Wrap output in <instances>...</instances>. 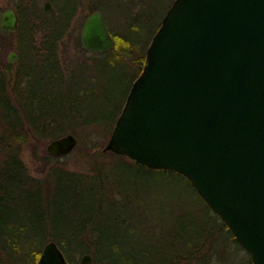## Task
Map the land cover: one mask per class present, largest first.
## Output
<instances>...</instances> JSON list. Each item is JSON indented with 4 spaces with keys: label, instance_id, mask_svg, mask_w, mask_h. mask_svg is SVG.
<instances>
[{
    "label": "trees",
    "instance_id": "1",
    "mask_svg": "<svg viewBox=\"0 0 264 264\" xmlns=\"http://www.w3.org/2000/svg\"><path fill=\"white\" fill-rule=\"evenodd\" d=\"M51 1L54 8L44 11L40 0H15L18 28L0 30V36L12 38L0 43V264H36L49 240L56 241L69 264H83L79 257L85 252L92 256L88 264H205L227 259L237 246H243L187 177L174 169L151 168L127 155L95 149L110 135L118 113L108 125L103 114L59 111L56 92L46 78L53 73L64 75L57 57L59 41L81 0ZM133 26L126 32L108 28L114 46L93 52L115 57L135 69L134 79L145 63V49L158 25L143 50L136 37L139 29ZM39 30L44 34L37 45ZM10 47L19 53L15 62L1 55V49ZM78 126L86 127L78 133L76 147H82L80 154L92 166L90 171L53 164L60 155L41 147L44 165L38 174L29 172L21 157L24 146L36 150L45 140L68 130L76 132ZM105 128H109L107 133ZM106 156L183 178L190 190L181 188L180 200L175 210H167V217L157 204L151 208L143 204L146 217L137 215L136 206L128 210L126 190L122 192L118 176L104 172L101 165ZM120 202L125 211L112 208ZM241 264H252L251 258H242Z\"/></svg>",
    "mask_w": 264,
    "mask_h": 264
},
{
    "label": "water",
    "instance_id": "2",
    "mask_svg": "<svg viewBox=\"0 0 264 264\" xmlns=\"http://www.w3.org/2000/svg\"><path fill=\"white\" fill-rule=\"evenodd\" d=\"M42 7L51 11L53 2ZM18 22L13 6L0 13L1 31H16ZM80 42L96 52L114 46L100 9L86 16ZM18 58L11 49L7 60ZM77 142L68 131L46 150L63 155ZM102 150L182 173L252 264H264V0H172ZM91 259L81 255L83 264ZM36 264L69 263L49 240Z\"/></svg>",
    "mask_w": 264,
    "mask_h": 264
},
{
    "label": "rangeland",
    "instance_id": "3",
    "mask_svg": "<svg viewBox=\"0 0 264 264\" xmlns=\"http://www.w3.org/2000/svg\"><path fill=\"white\" fill-rule=\"evenodd\" d=\"M14 1L0 0V13L5 7L13 6ZM44 1L40 0L41 7ZM171 1L81 0L68 31L59 41L57 57L64 75L62 77L58 73H53V75L48 74L46 78L52 83L51 90L56 92L54 95L56 96V105L60 107L59 111L61 113L103 114L106 117V122L110 125L115 114L119 113L127 94L126 91L136 74L135 69L122 64L117 58L104 55V53L88 51L80 43H77V41L80 42L82 24L92 10L100 9L102 11L109 29L126 32L130 30L131 25H134L136 31L139 29L136 37L139 40L140 49L143 50L153 30L157 25L159 26ZM131 33L134 34V31ZM43 34L44 32L40 30L36 32L35 43L37 45L40 44ZM10 40H12L11 36H0V43ZM0 47H2L1 44ZM11 49L14 48L1 49V55L7 59ZM85 128L78 126L76 132L73 133L79 138L78 133L80 135ZM108 129L105 130L106 133ZM108 136L101 140V144L95 147L96 150L102 149ZM48 140H45L43 145L40 144L36 150H33L29 144L24 146L21 157L31 174L40 173L39 169L44 165L43 160L40 159L42 157L41 147L46 150ZM81 148L75 146L72 151L60 155L57 160H52V163L73 170L90 171L92 166L89 165L87 158L80 154L83 152ZM119 160L118 157L106 156L101 166L104 168V172L110 176H118L116 181L123 186L122 192L126 190L127 198L125 200L128 203V210L136 206L137 215L146 217L143 212L144 205L151 208L157 204L165 212L169 209L175 210L176 203L180 200L177 198V194L179 195L181 188L190 190L183 178L156 169L130 165ZM112 167L115 168L114 172L111 170ZM140 199L142 202L139 201ZM122 203L115 204L112 208L117 210L121 208L125 211V206ZM167 216L168 212L164 214V217ZM172 216L173 214L169 217L172 218ZM247 256L250 257L247 250L237 246L223 262L241 264L242 258ZM79 259L81 260V255Z\"/></svg>",
    "mask_w": 264,
    "mask_h": 264
}]
</instances>
